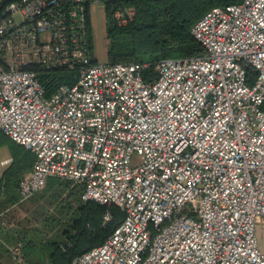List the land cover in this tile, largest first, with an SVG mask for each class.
Wrapping results in <instances>:
<instances>
[{"label": "built area", "instance_id": "obj_1", "mask_svg": "<svg viewBox=\"0 0 264 264\" xmlns=\"http://www.w3.org/2000/svg\"><path fill=\"white\" fill-rule=\"evenodd\" d=\"M90 12L0 4V130L34 159L19 198L54 176L125 214L72 264H264V0L208 10L191 28L204 53L162 58L150 78L149 62L93 59ZM134 16L113 11L119 26ZM57 70L74 78L39 76Z\"/></svg>", "mask_w": 264, "mask_h": 264}, {"label": "trees", "instance_id": "obj_2", "mask_svg": "<svg viewBox=\"0 0 264 264\" xmlns=\"http://www.w3.org/2000/svg\"><path fill=\"white\" fill-rule=\"evenodd\" d=\"M8 1L0 0V4ZM239 1L241 0H102L108 44L107 62H149L150 66L144 76L150 78L154 74V63L162 58L200 56L204 49L191 34L195 22L211 8ZM123 5L134 7L135 16L127 24L119 26L115 23L113 11ZM87 22L92 50V28L89 19ZM74 74L72 70H57L49 74L42 72L39 76L44 79L52 75L58 83H67L74 78ZM52 90L53 87H47L48 93ZM260 108L264 110V102ZM4 143L11 148L10 162L15 163L16 172L28 173L34 161L33 154L10 140L0 130V144ZM21 177L23 176L0 181V214L22 201L16 192ZM82 189L79 182L52 176L47 178L44 187L38 191V198H34L46 197L48 209L44 212L36 211L32 219H37L38 224L43 227L51 225L58 229L59 238L47 242L49 264H72L76 257L104 243L125 218V214L115 205L105 206L94 200L84 201ZM27 231L29 230L16 231L15 247L33 245Z\"/></svg>", "mask_w": 264, "mask_h": 264}, {"label": "rangeland", "instance_id": "obj_3", "mask_svg": "<svg viewBox=\"0 0 264 264\" xmlns=\"http://www.w3.org/2000/svg\"><path fill=\"white\" fill-rule=\"evenodd\" d=\"M88 1L91 4L89 20L92 28V56L97 62L105 63L108 44L105 37L104 6L102 0ZM11 156L10 146L6 143L0 144V181H10L18 176L26 175L25 172L22 173L23 171L16 172L15 163L1 164L2 159H10ZM130 157L131 165L135 166L139 163L140 157L137 154H131ZM43 187L44 185L27 198H19L22 200L21 202L0 214V264H49L47 242L59 238L58 229L56 226L52 228L51 225L43 227L40 223L38 224L37 219H32L36 211L44 212L48 209L46 197L34 199L38 198L40 193L38 191H41ZM1 199L2 196H0ZM255 229L257 239L260 242L263 230L259 226H256ZM19 230H29L27 235L33 242L32 246L22 245L19 248V245H16L15 247L17 236L14 234ZM16 248H18L17 251ZM19 258L21 261L18 260Z\"/></svg>", "mask_w": 264, "mask_h": 264}, {"label": "crops", "instance_id": "obj_4", "mask_svg": "<svg viewBox=\"0 0 264 264\" xmlns=\"http://www.w3.org/2000/svg\"><path fill=\"white\" fill-rule=\"evenodd\" d=\"M4 159H7V158H4ZM4 159H2V160H4ZM2 160H1V161H2ZM26 174H27V173H26Z\"/></svg>", "mask_w": 264, "mask_h": 264}]
</instances>
